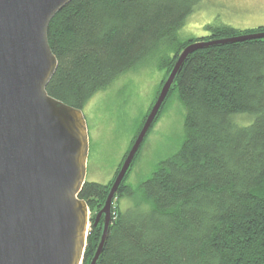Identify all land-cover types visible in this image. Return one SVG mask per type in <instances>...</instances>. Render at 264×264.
<instances>
[{"label":"trees","instance_id":"1","mask_svg":"<svg viewBox=\"0 0 264 264\" xmlns=\"http://www.w3.org/2000/svg\"><path fill=\"white\" fill-rule=\"evenodd\" d=\"M199 1L71 0L48 26L58 63L46 92L81 110L123 72L158 57L165 78L155 103L188 44L264 30L219 25L182 39L179 29ZM173 94L185 108L183 142L133 187L130 171ZM165 98L118 186L97 264H264V38L191 52ZM245 113L254 116L250 124L233 120ZM113 179L85 181L78 194L91 211L82 264L98 246L103 221L94 225V217Z\"/></svg>","mask_w":264,"mask_h":264},{"label":"water","instance_id":"2","mask_svg":"<svg viewBox=\"0 0 264 264\" xmlns=\"http://www.w3.org/2000/svg\"><path fill=\"white\" fill-rule=\"evenodd\" d=\"M70 1L0 0V264L84 259L90 210L78 194L86 181L87 123L82 109L46 92L58 63L48 26ZM253 38H264V30L193 42L180 52L94 217L103 227L89 264H97L118 186L188 55Z\"/></svg>","mask_w":264,"mask_h":264},{"label":"rangeland","instance_id":"3","mask_svg":"<svg viewBox=\"0 0 264 264\" xmlns=\"http://www.w3.org/2000/svg\"><path fill=\"white\" fill-rule=\"evenodd\" d=\"M219 25H231L240 30L263 26L264 0H200L186 16L179 36L182 39L207 36L211 32L209 28ZM164 72L158 65V57L144 60L93 95L83 107L89 137L86 181L106 184L115 179L141 119L154 104ZM184 115L185 108L177 95H171L146 137L127 183L133 187L139 185L150 177L160 160L179 149L184 138ZM253 119L248 113L233 116L241 126L250 124ZM119 204L125 207L127 201L121 199Z\"/></svg>","mask_w":264,"mask_h":264},{"label":"flooded vegetation","instance_id":"4","mask_svg":"<svg viewBox=\"0 0 264 264\" xmlns=\"http://www.w3.org/2000/svg\"><path fill=\"white\" fill-rule=\"evenodd\" d=\"M85 116V115H84Z\"/></svg>","mask_w":264,"mask_h":264}]
</instances>
